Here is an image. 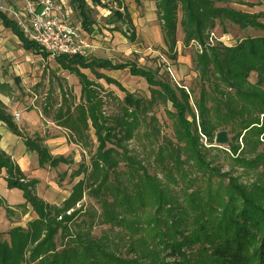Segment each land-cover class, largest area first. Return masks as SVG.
<instances>
[{
    "label": "trees",
    "instance_id": "16d2710c",
    "mask_svg": "<svg viewBox=\"0 0 264 264\" xmlns=\"http://www.w3.org/2000/svg\"><path fill=\"white\" fill-rule=\"evenodd\" d=\"M135 1L141 3V0ZM90 2L111 10L118 21L129 16L121 0ZM70 7L80 13L83 29L93 33V10L88 1L70 0ZM156 8L166 47L175 49L179 24L184 31V43L199 45L194 58L201 83L200 95L194 100L197 115L192 109L191 94L184 87L161 80L154 70L82 56L56 57L62 69L79 79L81 101L70 103L61 86L59 108L52 113V106L44 107L42 112L53 124L69 131V141L84 150H89L90 132L94 130L98 146L90 166H80L76 171V176H84L61 204L40 199L36 193L38 181L28 179L18 163L0 147V171L6 172L7 186L23 192L26 204L19 207L30 204L37 214L27 228L14 227L9 231V242L1 239L0 231V264H264V170L257 171L264 168V148L259 150L264 143L261 140V137L264 139L261 121V116L264 117V37L245 38L238 45L223 46L210 43L209 36L219 19L262 30L264 24L258 20L259 15L219 8L213 0H156ZM0 20L26 50L48 59V55L25 37L8 13L0 10ZM82 69L91 70L96 79L121 89L119 82L99 73L98 69H129L132 76L148 82L152 99L146 102L127 94L132 96L131 107L109 111L101 84L90 79ZM254 72L258 81L252 85L248 77ZM10 90V86L0 84V94L8 97ZM157 99L165 104L169 101L176 109L177 143L172 139L160 143L154 126L149 135L145 134L147 142L142 144L145 147H141V142L135 145L144 125L154 120L147 122L140 114L150 113ZM188 113L192 120L188 119ZM0 121L23 138L11 110L2 100ZM227 125L236 138L225 149L215 145V136L221 132L219 128ZM240 138L244 142L242 150L238 144ZM23 139L27 149L40 156V167L45 163L54 166L68 161L63 157L52 159L41 138ZM215 151L230 159L228 172L221 173V166L214 165ZM187 164L198 172L220 176L229 182L213 184L210 178L203 189L201 186L194 190L197 181L188 179L189 170L184 167ZM234 168L257 172L256 181L252 185L240 182L232 175ZM179 181L187 182L182 192L186 200L184 207L173 189ZM85 195L95 200L98 208L85 209L81 205ZM189 207L202 212L194 218L195 227L191 231L185 227ZM1 208L7 213L12 211L2 197ZM99 226L107 228L96 236L94 230ZM170 257L173 261L168 262Z\"/></svg>",
    "mask_w": 264,
    "mask_h": 264
},
{
    "label": "rangeland",
    "instance_id": "374dc122",
    "mask_svg": "<svg viewBox=\"0 0 264 264\" xmlns=\"http://www.w3.org/2000/svg\"><path fill=\"white\" fill-rule=\"evenodd\" d=\"M1 1H4L5 7L9 6V3L13 1L16 9L19 11L23 9V3L18 0ZM121 1H123L125 11L129 14L123 21H118L111 13V10L92 5L90 0H88L89 7L93 10L91 20L94 32L89 33L85 30L89 34L87 38L91 47L88 51L89 57L87 59L110 61L113 64L131 63L137 67L154 70L157 77L161 80L170 81L173 86L184 87L191 94L190 102L192 109L197 115L194 100L200 95L201 83L198 79L199 73L196 70V65H194V58L198 52L197 50H199V45L195 42H191L189 45L184 43V31L179 24L176 35L177 45L174 50H170L165 46L164 40L162 42L161 37L158 36L160 23L156 13V0H141L140 4H137L135 0ZM213 1L215 6L219 8L228 7L247 14L259 15L260 18L258 20L264 24V0ZM114 6H117L116 3H114ZM0 10L12 17L10 12L1 9V6ZM71 11L73 13H71L72 15L70 14V21H73V25H81L80 13L72 9ZM180 17L181 12H179V19ZM216 21V26L209 35L211 37L210 43L214 45L235 46L245 38L264 37V30L260 28L254 26L242 27L229 19ZM16 38L18 39L17 36ZM9 66L0 68V84L10 86L11 90L8 97L1 95L6 99L7 107L12 114H21V120L16 122V124L21 129L23 138H41L52 159L63 157L68 160L67 162H59L54 166L50 163H45L42 167L39 165L36 167L35 159L30 157L27 161L28 169H30L29 173L26 172L27 177L38 181L36 193L40 199L50 204H61L69 197L76 183L83 178V174L76 176L75 173L80 166H90L91 157L96 152L98 141L94 135V130H91V146L89 150L82 149L69 141V131L59 126L57 128L56 124H53L50 118H46L42 111L44 107L52 106L53 113L56 108H59L62 103L61 86L64 87L69 102L79 104L82 85L74 73L61 68L56 61V57L48 56V59H46L42 54H35L31 50L25 49L23 61L17 67H14L16 65H13L12 62H10ZM82 72L88 75L90 79L96 80L101 84L102 96L105 97L106 107H108L109 111L118 112V108L122 106L131 107L132 96L137 100L146 102L152 99L151 87L148 82L140 76H132L129 69H124V71L98 69L99 73L112 77L119 82L123 89L115 84H108L103 79H96L89 69H82ZM257 81V73H251L248 77V82L255 85ZM127 94L132 96H127ZM150 111L147 115L144 112L140 114L147 122L151 118H154V120L150 124L144 125L142 134L136 138L134 144L138 145L141 142V147L144 148L145 146H142V144L147 142L145 134L149 135L154 126L157 128V139L158 141L160 140V143L164 144L169 139H172V142L176 144L174 124L176 109L172 107L169 101L165 104L162 100L157 99L154 100ZM187 117L192 120L190 113H188ZM261 121L264 123V117L262 116ZM231 130L230 125L218 129V131L227 132L229 142H235L236 135ZM20 138L18 141L25 143V139ZM261 140L264 142L263 137H261ZM238 144L242 150L244 147L242 138L239 139ZM224 148L228 149V144ZM262 148H264V143L259 146V150ZM213 154L216 155L214 165L221 166V173L228 172L231 169L230 159L222 153L217 155L216 151ZM184 167L189 170L188 179L192 178L197 181L194 190L200 189L201 186L203 189L210 178L213 184L223 182L226 185L229 182L228 179L220 176L211 177L209 173L198 172V170L188 164ZM263 170L264 168L260 167L257 171L261 172ZM256 174L257 172H245L243 169L238 168H234L232 172V175L237 177L240 182L248 185H252L256 181ZM5 176V170H1L0 197L7 202L12 211L7 213L5 209H0V231L2 232L1 239L9 242L8 232L13 230L14 227L27 228L28 222L36 219L37 214L32 210L30 204L25 207H19V205L26 204L23 192L20 189L7 186L4 180ZM179 182V185H173V189L178 193L179 203L184 207L186 206V200L182 192L185 190L187 182ZM2 189L6 191L3 192ZM180 190L181 193L179 192ZM192 191L189 190V192ZM81 205L85 209L90 206L98 208L96 201L86 195ZM186 210L185 227L187 226L191 231L195 227L194 218L197 215L200 216L202 212L199 209L194 211L190 207ZM106 228V226L96 227L94 234L100 236L102 230ZM186 234H188V229L185 231ZM58 243L59 245L61 244L60 242ZM167 261H173V257L168 258Z\"/></svg>",
    "mask_w": 264,
    "mask_h": 264
},
{
    "label": "built area",
    "instance_id": "2783aa9c",
    "mask_svg": "<svg viewBox=\"0 0 264 264\" xmlns=\"http://www.w3.org/2000/svg\"><path fill=\"white\" fill-rule=\"evenodd\" d=\"M23 3L19 11L15 6L1 7L9 11L26 38L48 56L89 57V35L82 25L71 22L70 0H18ZM71 14V15H70ZM14 121L21 120L20 113H13Z\"/></svg>",
    "mask_w": 264,
    "mask_h": 264
},
{
    "label": "crops",
    "instance_id": "0c3cea01",
    "mask_svg": "<svg viewBox=\"0 0 264 264\" xmlns=\"http://www.w3.org/2000/svg\"><path fill=\"white\" fill-rule=\"evenodd\" d=\"M4 5H5L4 1L0 0V6L4 7L5 9H7V7L14 6L13 1L9 3V6L7 7H5ZM160 32L161 29L159 28L158 36L161 37V40L163 42L164 37L162 36V32L161 33ZM24 51L25 49L23 48V44L20 41H18V39L13 34L10 28L3 27L2 22L0 20V68L1 67L6 68L7 66H9L10 62H12L13 65H16L14 67H17V65L23 61ZM9 67L11 68V66ZM2 96L3 95L0 94V100H2L7 105L6 99H4V97ZM56 127L59 128L58 126ZM0 135H1V140H0L1 149L4 150L9 156H11L15 162L18 163L20 169L24 173L26 172L29 173L30 169H28L27 161L29 160L30 157L35 159L36 167H38L37 165H39V156L37 155V153L29 151L25 143L18 141L21 138L13 134V132L9 131L6 128L5 124L2 123L1 121H0ZM2 191L5 192L6 190L2 189Z\"/></svg>",
    "mask_w": 264,
    "mask_h": 264
},
{
    "label": "water",
    "instance_id": "95a60500",
    "mask_svg": "<svg viewBox=\"0 0 264 264\" xmlns=\"http://www.w3.org/2000/svg\"><path fill=\"white\" fill-rule=\"evenodd\" d=\"M215 144L216 146L223 148L229 143V137L226 131H221L216 134Z\"/></svg>",
    "mask_w": 264,
    "mask_h": 264
}]
</instances>
